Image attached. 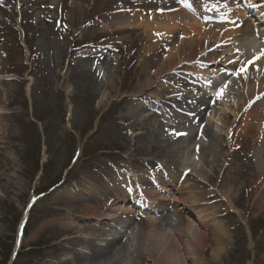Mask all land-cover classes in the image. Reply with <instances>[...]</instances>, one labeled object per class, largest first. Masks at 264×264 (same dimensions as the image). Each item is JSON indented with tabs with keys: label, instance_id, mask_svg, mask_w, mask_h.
<instances>
[{
	"label": "rangeland",
	"instance_id": "rangeland-1",
	"mask_svg": "<svg viewBox=\"0 0 264 264\" xmlns=\"http://www.w3.org/2000/svg\"><path fill=\"white\" fill-rule=\"evenodd\" d=\"M35 1L0 0V88L6 101H13L0 107V113H12L5 122L9 148L0 156L8 169L0 170V255L10 253L9 264L17 255L19 264H99L90 258L94 246L75 237L97 234L92 230L99 231L94 225L100 223L92 218L99 219L98 212L125 208L135 216L129 233L120 234L126 247L119 264H153L138 255L147 218H161L156 229L181 235L182 246L185 238L191 241L183 232L189 223L206 232L202 248L195 247L206 264H264V74L257 76L263 87L254 88L253 78L239 82V70L227 71L237 62L239 47L247 53L245 46L208 45L204 38L201 49L190 51L193 46L184 39L199 31L197 24L205 25L207 38L217 26L245 25L244 7L236 0L234 6L208 0L210 10L202 7L194 19L180 0H65L60 15L40 20L42 4ZM209 13L218 15L216 23H202ZM246 42L264 67V40L255 32ZM214 53L223 64L216 70L227 78L219 77L218 89L211 90L218 101L209 100L212 106L201 119H194L197 108L170 115L161 113L162 103H145L149 114L159 117L156 136L142 129L143 123L130 126L126 113L134 99L153 95L167 102L158 90L172 86V79L161 77L170 62L195 73L200 70L195 63L206 69L203 60ZM251 63L243 62L246 69ZM135 85L144 89L132 94ZM144 90L145 97H138ZM187 163L191 174L182 175ZM166 171L170 177L181 174L183 188L175 184L170 193L156 194L174 201L160 200L153 210L145 197L139 207L132 202L107 207V192L119 174L157 177ZM198 206L208 221L198 222ZM98 239L97 244L107 242ZM217 240L223 243L219 258L213 255ZM183 249L180 264H195Z\"/></svg>",
	"mask_w": 264,
	"mask_h": 264
},
{
	"label": "bare ground",
	"instance_id": "bare-ground-1",
	"mask_svg": "<svg viewBox=\"0 0 264 264\" xmlns=\"http://www.w3.org/2000/svg\"><path fill=\"white\" fill-rule=\"evenodd\" d=\"M192 2L190 0L189 1L186 0V2H182V3L184 5L187 3L189 4L188 6L194 5L195 10L197 12L204 11L202 7L210 10V7H209L210 3L208 0L199 1V4L194 3V2L192 4ZM221 2H225V0ZM226 2L229 3L228 5H230L232 1L228 0ZM35 3L38 6L40 4H42L43 6V7L39 6L42 9V13L38 15V18L40 20L47 17L49 13L53 15H56V14L60 15V13L63 12V9H65V0H39V3L37 1H35ZM236 3H237V6L239 5L238 6L239 8L243 6V2L241 0H236ZM231 5L234 6V3H232ZM259 5H261V3L257 4V6ZM257 6H254V7H257ZM229 9H233V8L229 7ZM239 11H242V10L239 9ZM111 14L114 15V13H111ZM247 16H248V21H246L245 25L242 24L241 26H238L237 28H235V26H232L230 27V29H227L226 27L217 26V28H220V29L217 31L212 30V33L208 35V38L205 35V25L197 24L199 26V31L190 34L191 36L187 34L189 37H186L184 39L189 40V42L191 43V46H193L192 48L189 49L190 51L192 50L196 51V50L201 49L203 45L202 41L204 38L206 39L204 43L207 42L208 45L212 42L213 44L222 46L224 43L227 42L229 43V45H232V46L236 44L243 46V47L245 46L247 49L246 50L247 53L245 51L243 53L242 50L244 48L239 47L237 62L232 65L230 70L235 72L236 70L239 69V73H238L239 82H241L242 79H244V77L245 79L248 80V82L249 80L253 78L254 88L256 87L259 88V87H263V86H260L258 82L259 78H257L258 75L264 74V70H263L264 67L261 64L263 61L261 58L258 59L257 57H255L256 55L248 48L249 46L246 41L249 40L252 36H255L253 24L255 27L260 26V28H258V32H264V14L259 15L256 11H252ZM220 17L223 18V16H220ZM204 18L209 19V15L204 16L203 19ZM230 18H231V21L234 22V19L232 17ZM190 19H192L195 23H197L194 20L195 18L193 19L190 17ZM211 27L216 29V27L214 26H211ZM159 34L160 36L165 37L164 33L159 32ZM253 46L254 44L251 45V49ZM261 47H264V45H261ZM221 58L222 57H220L219 54H216V53L209 54V56L203 60L207 63L206 65L207 70L205 69V64L199 63V66H197V64L195 63L194 66L196 68L200 67L199 68L200 70H198L195 73H191V76H190L191 79H189L190 81L186 80L185 82L187 84H185L182 81L183 80L182 76L187 75V74L185 72H182L180 69H176L174 64L170 62L169 67L165 69L163 73H161V77L164 76L165 79L167 80L172 79L173 81L169 80L172 82V86L164 85L161 90H158V94L160 95V97L164 98L167 102H161L160 99L154 97L153 95H149L145 97L146 90H144L142 93L139 94L140 96H138V97L144 96L145 97L144 100H137V99H134V97L132 96L131 98L134 100L130 102L128 112L126 113L127 115L126 118L132 121V123H130V126H135L138 123H143V125H140V127L142 129H145L147 133L154 134L155 124L157 122H160V120H159L158 115L149 114V111H151V109L149 110L145 103H150L154 107H158L159 104L162 103L160 109H163V112L161 113L163 114L166 113L170 115L176 114L180 108L182 109V111H184L186 108H189L188 110L190 111L192 109L196 110L197 108L198 113L194 119H196V117L198 119H201V116L205 112V110L208 111L210 109V103H208L207 100L208 99L212 100V98H210L211 96L207 92L206 94L203 93L201 94V96H198L200 92L203 91V88H206V87L193 84L192 81L193 79H195V80H198L200 83L207 85V91L211 93V90L216 89L214 87L216 86L215 83L220 84L219 77L223 79V74L220 72V70L218 71L216 70V67H218L216 64L219 63V60H221ZM262 58L264 59V51L262 53ZM212 61H215V62H212ZM253 61L255 62L251 63ZM96 62H98V59L96 60ZM243 62H245V64L251 63V65L248 66L246 73L241 72V69L243 67L246 68L247 66L243 64ZM209 65H210V68H209ZM219 65L220 67L222 66V64H219ZM257 67H259L258 69L259 74L256 73ZM261 70L263 71V73H261ZM148 76H149V72L144 71L143 77L147 80L149 78ZM174 85L177 88H173ZM142 88L144 89V86L135 85L132 88V94L139 92ZM190 95H192L194 99L195 98L198 99V104L194 103L195 100L191 99ZM6 98H7L6 95L4 98L3 91L0 88V107L2 106L8 107L12 105L13 101L11 100L6 101ZM237 106H238V103L235 104V107ZM140 111H142L143 113L140 114ZM11 116H12V113H8V114L0 113V156L3 155L2 152L8 151V148H9L8 147V134H7L9 132V126L5 122H7V120ZM175 118H179V117H175ZM241 130H242V127H240L237 131L240 132ZM230 132H232L231 129H230ZM186 166H190V164L189 163L184 164L181 167L182 168L181 173L182 172L186 173V175L188 173L191 174L188 171L189 167H186ZM2 168L5 171H8V169L2 166V163L0 162V170ZM161 169H164V167H161ZM169 175H171L169 171L160 173V175H158L159 177L158 176L154 177L153 175L149 176L145 174L140 175V176H135L130 173L128 174L121 173V175L119 174L117 176L118 180L114 181V183L111 185V189L107 192L108 195H111V197L108 199L110 201V204L107 207H113V206L120 207V205H123V203L125 204L126 202L134 203V207H135V206L140 205L141 201H143L142 198L145 197L148 204L150 202V204L153 205V207L150 209V210H153V208H157L159 206L160 200L165 201V202H169L170 200L174 201V199L171 197L158 196L159 194H156L157 192L156 188H159L158 191L160 190L162 193H170L171 192L170 187L174 186L175 184H178L176 186L177 188H180V187L183 188V186H181V182H179L181 180L179 179L181 174L178 177H176L175 174L174 176L172 175L173 177H170ZM176 179H177V183H176ZM2 180L4 179L0 174V182H2ZM5 193L9 194L10 191H5ZM176 202H179L182 204L180 200H177ZM194 206H197V205H194ZM196 209L198 211L197 212L198 222L200 218L204 222L209 220L208 216L206 215V211L201 210L199 206ZM109 211L112 213L107 214L105 211L98 212L99 214L98 216L100 218L99 219L92 218L96 220L98 223H100L99 225H94V227L96 226L99 229V231L95 229L92 230L94 233L96 232L99 235L93 234L92 236L90 235V236H83V237L82 236L75 237V239L82 240L84 243H89L90 245L94 246L92 253L90 252V258L91 260H93L94 262H98L99 264H114V262H116L117 264L120 263L119 260L123 259V253H124L123 250L126 247L122 245L124 244L122 243L124 241L123 236H125L126 233H129L128 230L131 228L130 219L133 216H135V215L128 213V211L125 208H122V209L121 208L119 209L109 208ZM156 211L159 213V215L164 213L163 210L157 209ZM116 213L118 216H115ZM91 214L94 215V213H91ZM96 215H97V212H96ZM141 219L142 217H140L138 220L141 221ZM170 220L175 222L172 218ZM181 220H183V218ZM146 221H147V226H148V232L146 233V236H145V242L143 246L141 247L140 251L138 252V255H140L139 258L141 261H148L152 258V261H154L153 264H180V258H179L180 251L181 249L183 251L184 250L183 247L185 246L186 250H188L190 254V255H187L188 253L186 252L185 253L186 258H188V256H193L194 257L193 260L195 264H206V262H204V260L202 259V255H198V252L196 251V248H195V247H197L198 249L202 248L203 240L206 235L205 234L206 232L205 233L201 232V234L198 233L197 230L193 229L192 224L190 225L189 223L185 227V229H183V232L185 235L191 237V241H189V238H185L186 240H184L183 246H182L179 243L181 241V235L179 234L171 235V233L159 232V229H156V227L159 226V222L161 221V218H150V219L147 218ZM220 229H221L220 227H216L215 230L219 232ZM78 230L79 232H83V229L80 227H78ZM114 230L116 231L115 236L112 235L113 233L112 231ZM121 233L124 235L120 236ZM172 233H176V232H172ZM99 237L107 238L105 239L107 240L106 244H101V245L97 244L96 242L101 239V238L98 239ZM215 244L218 247V250H216L213 253V255H216V257L219 258L222 255L221 252L223 250V245H222L223 243L220 242V240H217ZM163 255L167 256L166 261H163L162 259Z\"/></svg>",
	"mask_w": 264,
	"mask_h": 264
},
{
	"label": "trees",
	"instance_id": "trees-1",
	"mask_svg": "<svg viewBox=\"0 0 264 264\" xmlns=\"http://www.w3.org/2000/svg\"><path fill=\"white\" fill-rule=\"evenodd\" d=\"M18 257H19V255H17V259L12 263V264H19L18 263ZM1 258H3L4 259V261L2 262V264H9V262H10V258H11V255H10V253H9V255H0V259Z\"/></svg>",
	"mask_w": 264,
	"mask_h": 264
},
{
	"label": "snow or ice",
	"instance_id": "snow-or-ice-1",
	"mask_svg": "<svg viewBox=\"0 0 264 264\" xmlns=\"http://www.w3.org/2000/svg\"><path fill=\"white\" fill-rule=\"evenodd\" d=\"M255 61H253L252 63H254ZM246 71H247V69L246 68H244V69H241V72H244V73H246Z\"/></svg>",
	"mask_w": 264,
	"mask_h": 264
}]
</instances>
